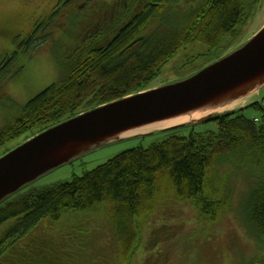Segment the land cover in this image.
Segmentation results:
<instances>
[{
    "label": "trees",
    "instance_id": "trees-1",
    "mask_svg": "<svg viewBox=\"0 0 264 264\" xmlns=\"http://www.w3.org/2000/svg\"><path fill=\"white\" fill-rule=\"evenodd\" d=\"M68 1L72 0H57L36 18L30 30L15 33L22 36L10 40L12 49L0 57L6 62L0 64V77L13 57L19 58L21 44H32L38 26ZM181 2L189 4L183 7ZM258 3L102 2L79 32L76 48L65 53L62 73L55 82L23 105L0 99L4 105L0 156L13 148L5 147L9 141L30 131L32 137L80 114L73 111L87 101L86 111L145 90L162 65L184 45L202 43L213 52L225 36L234 34L237 26L249 19ZM259 108L253 103L218 116L216 132L195 133L191 125L166 130L159 133V141L123 151L69 181L18 191L0 204V264H107L110 258L101 254L100 247L98 252L91 251L87 234L79 227L73 233L57 231V222L73 213L105 214L113 227L109 231L113 248L120 250L122 264H131V234L138 241L136 227L140 229L134 217L146 211L160 191L167 190L199 208L206 196L208 206L215 202L217 208L226 205L234 210L247 236L263 247L261 257L245 264H264V117L255 123L245 115L247 109L260 112ZM224 181L242 184L237 198L228 196L227 185L222 192ZM46 223L52 227H41Z\"/></svg>",
    "mask_w": 264,
    "mask_h": 264
},
{
    "label": "rangeland",
    "instance_id": "rangeland-1",
    "mask_svg": "<svg viewBox=\"0 0 264 264\" xmlns=\"http://www.w3.org/2000/svg\"><path fill=\"white\" fill-rule=\"evenodd\" d=\"M55 1L57 2V0H0V31H9L13 34L30 30L36 18L47 12ZM72 1L59 6L56 14L53 13L50 19L38 26V30L32 36V39L34 38L32 44H37L36 47L32 44H21L19 58L14 56L11 66L9 69L5 68L2 72L3 77H0L2 78L0 99L5 97L15 104L23 105L28 99L55 82L62 73L61 66L65 55L76 48L74 44L78 34L83 26L86 27L90 22L96 6L101 5L102 2L113 3L114 0ZM181 4L183 6L189 3L181 2ZM74 16L76 18L73 21ZM263 25L264 0H259L257 6L252 9L249 19L237 26L233 35L225 36L216 50L209 52L204 44L197 42L180 47L174 56L162 65L157 76L149 82L145 90L192 76L246 43ZM42 39L44 41L41 43ZM19 41L17 40V43ZM11 43L9 38L0 37V52L12 49ZM263 96L262 94L260 97ZM249 98L248 103L258 100V97ZM87 102L78 106L73 112L76 114L86 112ZM3 107L4 105L0 104V115ZM237 109L232 107L220 109L211 112V115L220 116L229 110ZM206 115H201L197 119ZM245 115L250 118H261L260 112L252 109H247ZM216 131L217 124L214 121L194 127L195 133L205 134ZM157 133L158 131H154L150 136L123 139L84 154L44 175L28 187L41 188L69 181L73 176H80L84 171L92 170L123 151L138 146L145 148L159 141L161 134ZM31 135L32 131L21 135L6 143L5 147L14 148L31 138ZM223 172L226 173V170ZM225 181L222 184V192H226L227 185L228 196L233 194L237 198L243 189L242 184H227ZM159 194L154 198L153 203L148 205L146 211L134 217V223L140 225V229L136 227V230H139L138 241L131 234L129 248L133 254L131 264H245L261 257L259 251L263 247L258 246L251 237L247 236L244 227L235 217L234 210H228L229 207L226 205L217 208L218 205L212 202L211 206H208L204 203L205 196L201 199L202 206L199 208L191 202L180 200L174 192L169 193L167 190L160 191ZM57 223V231L62 233H73L79 227L80 232L83 230V234L84 232L87 234L86 243L91 251L98 252L100 247L101 254L110 258L107 264H122L121 252L113 248L114 243L110 237L109 231L113 227L105 214H67ZM43 226L51 228L52 224L46 223L41 225ZM107 246H111L110 251L107 250Z\"/></svg>",
    "mask_w": 264,
    "mask_h": 264
},
{
    "label": "water",
    "instance_id": "water-1",
    "mask_svg": "<svg viewBox=\"0 0 264 264\" xmlns=\"http://www.w3.org/2000/svg\"><path fill=\"white\" fill-rule=\"evenodd\" d=\"M263 89L264 25L239 48L184 80L80 113L0 156V204L84 154L123 139L153 135L152 130L139 132L142 128L199 114L207 115L156 131L212 122L218 115L211 112L244 101Z\"/></svg>",
    "mask_w": 264,
    "mask_h": 264
},
{
    "label": "bare ground",
    "instance_id": "bare-ground-1",
    "mask_svg": "<svg viewBox=\"0 0 264 264\" xmlns=\"http://www.w3.org/2000/svg\"><path fill=\"white\" fill-rule=\"evenodd\" d=\"M244 101H239V102H236V103H233L225 108H222V109H226V108H238V107H241V104L243 103ZM220 110V109H219ZM201 114L199 115H193L191 117H185V118H181V119H177V120H173V121H168V122H164V123H159V124H154V125H151V126H148L146 128H142L139 130V132H144V131H156L158 129H163L165 127H170V126H173V125H177V124H180V123H186L188 122L189 120H193V119H196L197 117H199ZM159 134V133H157ZM28 140V139H27Z\"/></svg>",
    "mask_w": 264,
    "mask_h": 264
},
{
    "label": "flooded vegetation",
    "instance_id": "flooded-vegetation-1",
    "mask_svg": "<svg viewBox=\"0 0 264 264\" xmlns=\"http://www.w3.org/2000/svg\"><path fill=\"white\" fill-rule=\"evenodd\" d=\"M56 4H57V2L55 1L54 4L49 9L53 8ZM49 9H48V11H49ZM21 36L22 35L19 34V33L18 34L13 33L12 35H10V37H9L8 34H0V37H2V38H9V40H11V41L14 40V39L20 38ZM4 51H6V50H4ZM4 51H1L0 52V57L2 56V54H3ZM4 58L3 59H0V64L3 63L2 65H5V63H6L4 61Z\"/></svg>",
    "mask_w": 264,
    "mask_h": 264
},
{
    "label": "built area",
    "instance_id": "built-area-1",
    "mask_svg": "<svg viewBox=\"0 0 264 264\" xmlns=\"http://www.w3.org/2000/svg\"><path fill=\"white\" fill-rule=\"evenodd\" d=\"M261 110L264 113V101L261 103Z\"/></svg>",
    "mask_w": 264,
    "mask_h": 264
},
{
    "label": "crops",
    "instance_id": "crops-1",
    "mask_svg": "<svg viewBox=\"0 0 264 264\" xmlns=\"http://www.w3.org/2000/svg\"><path fill=\"white\" fill-rule=\"evenodd\" d=\"M262 94L264 95V90L259 93V96H261Z\"/></svg>",
    "mask_w": 264,
    "mask_h": 264
}]
</instances>
